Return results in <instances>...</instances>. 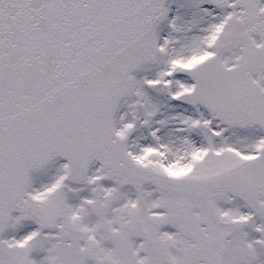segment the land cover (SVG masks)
I'll return each instance as SVG.
<instances>
[{"label": "snow or ice", "instance_id": "1", "mask_svg": "<svg viewBox=\"0 0 264 264\" xmlns=\"http://www.w3.org/2000/svg\"><path fill=\"white\" fill-rule=\"evenodd\" d=\"M0 264H264V0H0Z\"/></svg>", "mask_w": 264, "mask_h": 264}]
</instances>
